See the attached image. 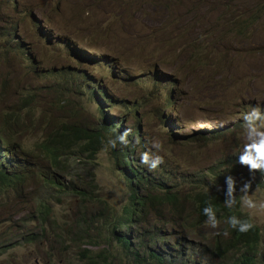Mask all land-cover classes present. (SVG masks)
Instances as JSON below:
<instances>
[{"label": "rangeland", "instance_id": "374dc122", "mask_svg": "<svg viewBox=\"0 0 264 264\" xmlns=\"http://www.w3.org/2000/svg\"><path fill=\"white\" fill-rule=\"evenodd\" d=\"M14 21L31 56L0 40V125L10 120L7 135L16 129L13 141L28 150L39 153L46 135L63 124L96 130L94 86L106 84L120 96L138 99L161 74L181 77L173 93L177 98L166 108L172 127L154 118L149 102L141 131L155 155H163L167 132L190 144L180 145L185 160L179 151L173 153L180 177L176 182L183 191L194 192L202 171L253 142L247 129L234 140L237 132H227L244 121L253 103L264 107V0H0L1 24ZM240 25L246 26L244 37L235 34ZM122 65L134 74H124L121 80L114 70ZM139 73L148 75V81H137ZM212 130L226 134L207 144L196 141V132L210 135ZM25 158L31 172L23 191L18 187L0 196V251L6 246L0 264H86L87 255L98 253L112 264H135L110 240L129 192L108 149L85 162L66 149L56 160L62 172L55 174L41 154ZM46 179L73 186L67 193ZM74 187L87 191L89 198L75 197ZM245 198L257 207H247ZM40 202L49 205L51 217L38 223ZM262 204L264 190L244 193L242 211L260 229L264 256ZM190 206L183 207L184 215ZM157 213L139 227L140 241L151 242L149 232L158 229L173 234L164 245L179 239L192 254L187 264H231L238 256L231 250L226 262L212 255L211 239L221 236L223 220L216 228L204 222L187 230L167 205ZM29 236L36 241L26 242L23 237Z\"/></svg>", "mask_w": 264, "mask_h": 264}, {"label": "trees", "instance_id": "16d2710c", "mask_svg": "<svg viewBox=\"0 0 264 264\" xmlns=\"http://www.w3.org/2000/svg\"><path fill=\"white\" fill-rule=\"evenodd\" d=\"M243 28L246 26L240 25L235 31L237 37H244ZM19 29L21 27L18 21L7 25L0 22V40L3 39L7 45L17 46L23 54H26V50H28L26 55H29L30 51L25 45ZM200 64H205V62H200ZM128 73L134 74L127 71L123 65L114 70L116 77L121 80L122 76ZM135 79L147 82L149 76L139 73ZM180 82L181 77L173 78L161 74L157 79L155 76L151 85L152 89L143 91L138 99L128 98L127 95L120 96L106 84L102 88L94 86L91 95L99 108L97 129H85L80 126L63 124L61 129L46 135L42 143L38 145L39 153L28 150L22 142H14L15 138L12 136L16 129L11 136L7 135L6 125L10 126L11 121L6 120V124L0 125V196L5 197L18 187H20V193L23 191V185L31 172L25 155L35 157L36 154H41L48 163L49 170L55 174L62 172L58 169L56 160L58 154L65 153L66 149L82 162L94 160L101 151L108 149L114 168L122 172L129 192L128 204L124 207L123 215L114 220L110 236L111 242H116L117 246L122 248L125 258L131 259L135 264H187L186 262L191 259L192 254L187 253L186 245L180 243L179 239L174 240L170 246L164 245L168 243L173 234H164L162 229H158L149 232L151 242L140 241L138 229L151 214H159L157 212L161 205H167L171 215L179 217L184 228L192 230L206 221L203 207L211 202L216 210L218 221H224L221 236H213L211 239L210 249L214 252L212 255L222 260L226 258L227 262L230 251L235 250L239 254L231 264H264V256L259 248L261 240L259 227L253 224L254 227L249 231L239 232L227 223V219L231 215L242 220H250L248 215L242 211L244 193L254 189L264 190V168L250 170L249 166L240 163V155L245 148H241L240 152L233 153L202 171L197 189L192 193L183 191L176 182L180 177L177 174V159L173 153L179 151L181 158L185 160V150H180V145L190 144L185 140L179 141V136H175L174 132H167L169 139L162 148L163 155L160 156L163 158V162L158 167L150 168L149 165L141 161L144 152L150 153V156H156L155 151L147 148V141L141 131L142 121L146 117L143 111L151 102L154 118L163 124H168L171 128L172 123L166 121L168 119L166 108L168 103L176 100L177 97L173 93L177 94ZM165 94H169L170 98H163ZM159 100H163L164 103ZM104 107L107 109H103ZM257 108L264 114V107L256 103H253L251 112ZM246 129L244 120L236 123L235 127L227 133L237 132V136H232L234 140L245 134ZM125 132L128 133L127 144L121 143L119 140V136ZM196 134L198 136L196 141L207 144L216 141L226 133L219 134L217 130H212L210 135L204 132H196ZM111 141H115V146ZM149 141L151 140L149 139ZM251 154L255 155L254 152ZM228 176L235 180V190L232 195L236 203L232 208L225 204L226 177ZM187 179L188 175L183 177L182 182ZM171 181L175 183L172 184ZM46 182L54 185L60 191L67 188V193H70L69 189L73 186V183H70V187H66L53 179H46ZM246 184L249 185L247 189L244 188ZM71 193L75 197L80 195L89 198L87 191L74 190ZM186 204L191 205L188 215L183 214V207ZM35 212L38 223L51 217V209L46 202H40ZM176 225L177 223L174 222L173 226ZM127 230L128 234L125 233ZM224 235L228 237L224 239ZM23 238L26 242L36 241L32 236ZM133 238L136 240L135 243ZM1 248L0 254H4L6 246H1ZM102 251L108 250L102 249ZM104 257V254L100 256L99 253L94 257L89 254L86 256V264H112L103 261Z\"/></svg>", "mask_w": 264, "mask_h": 264}, {"label": "clouds", "instance_id": "9594fccd", "mask_svg": "<svg viewBox=\"0 0 264 264\" xmlns=\"http://www.w3.org/2000/svg\"><path fill=\"white\" fill-rule=\"evenodd\" d=\"M35 24L38 26V20L33 19ZM16 47L20 54H22L24 57L31 56V52L29 55L23 54L20 49ZM244 120L246 122V128L249 133V139L253 140L251 144H248L245 146L244 152L240 155V163L249 166L250 170L252 169H261L264 168V131H260V128H264V114L261 113V111L257 109H253L252 112L247 113L244 116ZM257 121H259V125H257ZM127 132L119 136V140L121 143L127 144ZM113 146H115V141H111ZM155 147H159V145H154ZM255 153L253 156L251 153ZM141 161L144 164L149 165L150 168H156L160 163L163 162V158L159 155H156L154 157L150 156V153L144 152L141 156ZM226 184H227V193H226V199L225 204L227 207L232 208L234 204L236 203L233 192L235 190V180L233 177L228 176L226 177ZM249 185H244V188L247 189ZM244 204L249 208H255L257 205L249 198L244 199ZM260 207L264 208V204L260 205ZM203 214L207 218L205 223L210 224L211 227L216 228L219 225V221L217 219V213L216 210L211 202H208L206 206L203 207ZM227 223L233 228L237 229L239 232H247L251 228L254 227L253 223L248 220L231 215L227 219ZM227 234V233H225Z\"/></svg>", "mask_w": 264, "mask_h": 264}]
</instances>
